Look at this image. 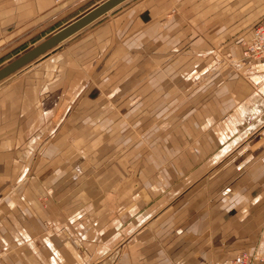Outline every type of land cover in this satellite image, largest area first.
I'll list each match as a JSON object with an SVG mask.
<instances>
[{"label": "crops", "instance_id": "0c3cea01", "mask_svg": "<svg viewBox=\"0 0 264 264\" xmlns=\"http://www.w3.org/2000/svg\"><path fill=\"white\" fill-rule=\"evenodd\" d=\"M88 1L0 0V59L60 30L65 16ZM127 4L99 25L122 22L118 37L105 39L110 48L102 57L77 52L73 43L66 48L75 50L72 55L46 53L0 83V264H231L238 253L254 252L250 208L264 210V192L250 200L245 189L256 178L263 182L264 155L256 158L240 147L247 135L264 129V60L210 76L215 49L241 56L243 47L209 44L208 37L252 32L264 20V0ZM177 5L182 11H172ZM119 49L126 50L122 72L110 82L115 70L107 66ZM180 70L192 82L208 73L202 93L209 91L210 98L200 110L190 104L171 111L174 119L189 117V127L158 126L162 148L169 139L177 158L138 163L137 145L126 141L120 148L118 131L104 129L117 115H104L102 107L116 106L111 92L126 88L134 73H154L163 82ZM104 82L112 99L103 98ZM72 137L80 144L75 162ZM153 140L151 148L158 144ZM87 157L96 172L75 182ZM239 168L240 183L248 187L227 192L220 183ZM207 179L211 187L204 190ZM227 199L238 208L225 222Z\"/></svg>", "mask_w": 264, "mask_h": 264}, {"label": "rangeland", "instance_id": "374dc122", "mask_svg": "<svg viewBox=\"0 0 264 264\" xmlns=\"http://www.w3.org/2000/svg\"><path fill=\"white\" fill-rule=\"evenodd\" d=\"M100 1L103 2V0H90L88 1V3L85 4L81 3L77 7L78 10L74 11V13H72L71 15L65 16L66 19L63 21L65 23H63L62 25L67 24L77 15L78 16L84 15L89 11V8L93 6V4ZM132 1L133 0H128L127 5H130ZM122 7H125V4L124 6L122 5ZM177 8H179V10L182 11V7L181 6L179 7V5H177L176 8H172V11H176ZM119 10L120 8L114 9L113 11L112 10L109 11L110 13L103 15L102 18L90 24L83 31H80V33L75 34V36L61 43L60 46L49 51L47 55L51 53H58V52L61 53V51L72 55V53H75V50L74 52L71 53V48L68 49L66 48L72 45L73 43H76L77 52L88 53L91 50V52L94 53L95 56L99 53L100 56L102 57L104 51L110 48V45H108L109 40L105 42V39L118 37L116 35H118L121 29L120 25L122 24V22L118 23V26L112 25L111 22H106V24L100 28L99 25L104 24L105 21L111 19L115 14L118 13ZM197 23L198 21L194 20L193 24L196 29L200 28V26H198ZM262 23H264V20L260 21L255 26ZM45 33L46 35L43 33L42 35L43 37L40 41L46 39V37L51 35V33L53 34L54 32L48 31ZM252 35H253V30L250 33L235 34L234 36L221 35V36L208 37L209 44L221 45L223 43H235V44L237 43V44H242L243 47L241 51L242 52L241 56H232V54L228 52H222V51H218V49H215V52L212 53L216 65L210 70L209 72L211 73L210 76H213L217 73H222V71L234 72L240 69L243 70L247 64L251 62H258L259 60H246L244 57L245 56L244 50L250 43L251 39L253 38ZM197 40L198 42L196 44L201 45L199 41L200 39H194L193 42L195 43V41ZM112 41L114 42V40ZM38 42L33 43L31 47L38 44ZM31 47L29 46L28 48L25 49L24 48L18 49L16 52L12 53L13 55L2 57V59H0V68L3 67L4 64L15 59L18 55L22 54L26 50H29ZM122 51H126V50L119 49L118 52L114 51L115 52L113 54L114 62L110 63V60L107 61L108 63H110V65L107 67L108 68L110 67L113 70H115V73H113V75L110 74V82H112L111 81L112 77H114L117 73L120 74L122 72L121 66H118L119 63H121L120 61L122 60L120 55ZM3 52L5 51L2 50L1 54ZM198 54H201V52H199ZM164 71L166 73H169L170 75L172 73V71H169V69ZM200 73H202V71L198 70L195 73V75H198ZM207 74L208 73H204L203 75L200 74L201 76L196 78L198 80H195L193 82L191 77H189V75L191 74L188 75L186 71H181V70L178 71L177 74H175L174 76L175 79L164 77L163 82L161 80L159 81L158 79H156L154 73H150V72L147 73L146 77H142L141 74L139 73H134L130 75V78L128 79L127 77L126 79V85H127L126 88H124V85H120V87H117L115 91L111 92L114 93L113 98L117 102L116 106L111 105L110 107L107 106L102 107V113L104 115L106 114L117 115L116 122L114 124H111L112 127H110V124H107V126H105L104 129L107 130V128L108 129L111 128L112 129L111 131H115V130L118 131V137L115 139V142L119 143L120 148H122V146H126L127 144L126 141L129 144L134 143L135 145H137L138 153H137L136 162L138 163L143 161L155 160L157 159L158 156H159L158 160L166 159V156L167 159L170 160L177 158L175 156L176 146L171 145V141L169 139L167 141L168 144L166 146V151L162 148V144H163L162 139H164V137L163 136L159 137L158 131H160V129H158L159 128L158 126L165 124L164 127H167L168 130L177 128V125L178 126L181 125L184 128L189 127L187 126L189 122L188 120H190L189 117L184 118L181 116L182 118L179 117L178 119H174L173 115L170 113L174 109H179V108L188 109L190 104L194 106V108L197 110L203 108L205 103L210 98L209 91L205 93L206 96L204 93H202L205 91L204 86L208 83ZM121 76L122 75L116 77L115 80L120 79ZM106 80H109V77H107ZM103 84H105V87ZM103 84L102 87H104L103 90L105 91L103 94V98L106 99L107 97H110V99H112V96L109 95V93H107L106 82H104ZM161 96L164 98V102L158 103L157 101L158 99H161ZM193 98H195V100L192 103H190L191 99L193 100ZM159 112H163L161 116H158ZM124 115L126 116L124 117ZM197 118L198 117H195V119ZM179 122L181 123L180 125ZM168 136H169L168 134L165 135V137ZM236 136L237 134H235L234 136H230L229 139L234 138ZM156 137L158 138L159 141L162 142L161 146L159 145L160 142L157 140ZM173 137L175 136L173 135ZM246 137L248 138L246 145H243L240 148L248 147L247 152L249 154L256 156V158L258 155H261L260 157H262L264 155V129H258L256 132L250 133ZM151 138L154 139L153 144L158 143L156 147L154 146H152V148L150 147V142L148 140ZM193 142L195 143L197 141L195 140ZM141 143L143 144V148L141 149L140 147L139 149L138 147ZM71 144L73 145V150H74L72 159L73 162H75L80 160L78 157L80 156V150H78L80 148V144L79 142L77 144V142L73 137ZM172 147L175 149V151L172 150ZM251 162L252 161H250L249 164ZM86 163H88L84 165L87 166L86 170H83V168H81L82 170L79 169L74 172L75 182L79 180H89L91 179V176H93L94 172H96L97 167L94 159H92L91 157H87ZM239 170H240L239 172H237L236 169L233 172H230L229 174L231 176L225 177V179L220 183L222 186L226 187L225 190H227V192H229V190L231 191L235 190V192H240L243 189V187H248L247 185H243L240 183L244 175V172L242 168L241 169L239 168ZM258 180L259 179L256 178L253 181V183L255 184L252 188L250 187L249 191L248 189L246 190L244 188L246 191L245 193L250 200L254 199L255 196L257 197V195L260 194L261 190L264 192V183H263L264 178H263V182L259 183ZM206 182L208 183L207 184L205 183L206 185L204 187V190L205 189L208 190L211 187V184L209 183L208 179ZM220 199L222 200L223 198L220 197ZM42 200H45V197H42ZM221 200L219 201V203L222 202ZM227 200H228V207L226 210L228 211L226 212V217L224 219L225 222L228 221L231 216H234V214L237 213L236 209L234 208H238V206H235L233 204L231 199H227ZM204 204H207V202ZM232 205H234V207L231 209ZM222 210H220V212ZM250 212L252 214V219H253L252 227L254 230L252 233L253 235L251 236L254 241L252 243L255 244L253 253L256 252L262 253V255L264 256V210L255 207V208H250ZM232 261L231 264L233 263Z\"/></svg>", "mask_w": 264, "mask_h": 264}, {"label": "water", "instance_id": "95a60500", "mask_svg": "<svg viewBox=\"0 0 264 264\" xmlns=\"http://www.w3.org/2000/svg\"><path fill=\"white\" fill-rule=\"evenodd\" d=\"M126 1L128 0H103L100 4L89 9L84 15L62 26L60 30L38 42V44L18 55L12 61L4 64L3 67L0 68V83L16 74L17 71L32 64V62L40 59V57L46 55L49 51L57 48L61 43L75 36L76 33L87 28L90 24L102 18L103 15L109 13V11Z\"/></svg>", "mask_w": 264, "mask_h": 264}, {"label": "built area", "instance_id": "2783aa9c", "mask_svg": "<svg viewBox=\"0 0 264 264\" xmlns=\"http://www.w3.org/2000/svg\"><path fill=\"white\" fill-rule=\"evenodd\" d=\"M252 39L244 50L246 60H264V23L253 28ZM233 264H264L262 253L242 251L236 255Z\"/></svg>", "mask_w": 264, "mask_h": 264}]
</instances>
